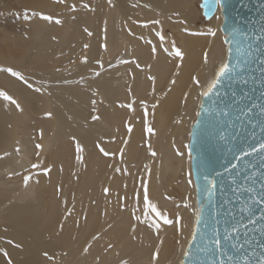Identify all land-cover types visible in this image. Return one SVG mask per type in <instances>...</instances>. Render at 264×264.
Wrapping results in <instances>:
<instances>
[{"label": "bare ground", "instance_id": "obj_1", "mask_svg": "<svg viewBox=\"0 0 264 264\" xmlns=\"http://www.w3.org/2000/svg\"><path fill=\"white\" fill-rule=\"evenodd\" d=\"M203 1L0 0V67L41 88L0 72L20 105L0 98V264H180L199 212L191 129L228 47L222 4L197 24ZM144 184L171 225L145 218Z\"/></svg>", "mask_w": 264, "mask_h": 264}, {"label": "water", "instance_id": "obj_2", "mask_svg": "<svg viewBox=\"0 0 264 264\" xmlns=\"http://www.w3.org/2000/svg\"><path fill=\"white\" fill-rule=\"evenodd\" d=\"M221 4L224 15L222 29L226 36L230 38L233 29H240L251 36L261 35L264 0H221ZM201 6L207 21L218 7L214 0H204ZM252 43L255 50L249 57L251 70L240 77V82L233 83L226 90L221 89L219 97L215 94L202 97L199 115L192 125L189 150L202 219L195 224L180 264H220L221 260L229 264L228 256L221 254L225 249L217 251L213 241L218 233L223 244L225 229L231 230L233 226L239 229L238 246L242 247L238 252L228 248L229 255L239 259L247 254L251 264H258L264 252V233L261 232L264 229V153L253 151L242 160L236 159L240 148L252 151L264 143V115H261L264 65L260 64V60H264V41L254 39ZM245 78L247 83H243ZM225 112L229 114L225 115ZM233 164L236 168H232ZM217 172L222 175L217 176ZM205 176L216 180V189L211 197L204 191ZM233 179L236 184L231 183Z\"/></svg>", "mask_w": 264, "mask_h": 264}, {"label": "snow or ice", "instance_id": "obj_3", "mask_svg": "<svg viewBox=\"0 0 264 264\" xmlns=\"http://www.w3.org/2000/svg\"><path fill=\"white\" fill-rule=\"evenodd\" d=\"M59 2L63 3L64 0H59ZM214 2L217 5L221 4V0H214ZM109 4H111V0H109ZM83 7L88 8L89 6L87 4H84ZM72 10L75 11V6H73ZM31 15L33 17L39 15L40 19L48 21V22H52V17H50V16L43 15L41 13H36V12H32ZM23 19L25 21L29 20V13L27 10H25V12L23 13ZM55 23L60 24L61 21L59 19H57V20H55ZM85 31H87V29H85ZM88 35H91V33L89 32ZM209 35L214 37L216 35V33L213 31H210ZM254 39L264 41V28L261 29V35L260 36H251L247 32H241L240 29H233L230 32V38H229V36H226L224 38V43L226 45H228L227 50H226V58L219 65L218 70L215 72L214 78L207 84L206 89L200 93V95L202 97H210L213 94H215L217 97H219L221 95V91H220L221 89L226 90V89L230 88L233 85V83L240 82V77H242L245 72L251 70V68H250L251 62L249 60V57L252 56L253 51L255 50L253 43H252V41ZM161 40H163V37H161ZM256 47L258 48V45ZM153 52H155V49H153ZM173 52H174L175 56L180 57L182 59V55H183L182 52L179 49H176L174 46H173ZM233 52H235L234 57H233ZM205 62H207V54H205ZM260 64L264 65V60H260ZM0 72L8 73L12 77H15L17 80L24 81L25 83H27V81L25 80V77L19 71H15L11 67H0ZM98 74L99 73H97V75ZM262 75H264V73H262ZM194 81H195V83L199 84V81L196 80L195 78H194ZM172 83H175V81H172ZM243 83H247L246 78L243 80ZM27 86H28V88L33 89L37 93L41 92L40 87L33 88V85L31 83H27ZM225 94H226V92H225ZM0 98H2L5 101H9L11 104L15 105L18 110L20 109V105L17 103V101L15 99H13L11 96H9L5 91L0 90ZM93 103H95V102H93ZM122 107H125V105H122ZM126 107L131 109L132 106H131V104H129V105H126ZM153 107L155 108L156 105H153ZM201 108H203V104H201ZM261 109H262L261 115H264V105L261 106ZM241 111L243 112L244 110L241 109ZM224 114L228 115L229 113L225 112ZM198 115H199V113H198ZM92 119L97 120V119H99V117L93 116ZM145 126H146V131L148 133L153 132V129L151 127L147 126V120L145 121ZM262 130H264V129H262ZM128 131H129V133L132 131L131 127L128 128ZM41 147L42 146L40 144L36 145L37 149H40ZM100 150H101V152H103L104 155H106V156L109 155V153L104 152L103 148H101ZM81 151H82V149H81L80 145L77 144V152L79 153ZM149 151H150V154L152 156L156 155V153L152 152L150 148H149ZM239 151H240V155H238L236 157V159L238 161L242 160L246 156L252 155L253 151H259L261 153H264V143H261L259 145V149H252V151H248V150L240 148ZM17 152H19V149H17ZM180 154L181 153L177 152V155H180ZM77 159L79 160L80 157L78 156ZM33 167L34 168L38 167V165H33ZM145 167H147V165ZM232 168H236V165L233 164ZM117 171H119V169H117ZM226 171H231V169H226ZM45 174H47V172H45ZM216 175L221 176L222 174L217 172ZM29 179H30V177H28V176L24 177V185L25 186L28 185ZM204 180H205L204 191L208 194L209 197H211L214 194L215 189H216V180L215 179L210 180V179H208L207 176L204 177ZM189 183L191 184V181H189ZM231 183L236 184V180L233 179L231 181ZM142 187H143V210H144L145 218L147 219L149 214H154L155 217L162 220L163 224L171 225L173 223V221L168 219L166 214L161 213L159 211L157 205L150 201L147 185L144 184V185H142ZM262 190H264V185H262ZM233 191L235 192L236 189L233 188ZM245 191H247V189H245ZM104 192H105V194H107L108 189L105 188ZM137 197L139 198V193H137ZM262 199H264V197H262ZM253 203H259V201H253ZM184 206L186 208L190 207V205H188L187 203H185ZM241 211L243 212L244 209L242 208ZM135 219L140 220V217L136 216ZM201 219H202V217L200 215V212H197L196 213V223L199 224ZM262 219H264V217H262ZM251 222L255 223V221H251ZM179 223H180V220H179V218H177L176 224L179 225ZM152 226H154L155 229L157 231H159L160 224L155 223V221H153V223L150 225V227H152ZM261 232L264 233V229H261ZM238 233H239V229L235 226H233L231 228V230L225 229V234L223 237L224 243L221 244V240L219 238L218 233L216 234V237H215L213 243L215 244L217 251H219L221 248L225 249V251L222 252L221 254L228 256L229 264H251V260L247 254H244L239 259H237L234 256L229 255L227 252L228 248H231V249L236 250L238 252L239 247H242V246H238ZM234 234H236V235H234ZM96 238L97 237H94L93 239H96ZM234 239L237 240V242H233ZM161 243H162V241H161ZM89 247H90V245H89ZM84 251L87 252L88 248H85ZM158 253H159V248H157L156 253L152 257L153 262L156 261V259L158 257ZM5 255H6V253H5ZM45 255H47V253H45ZM185 255H187V253H185ZM124 264H127V262H124ZM181 264H183V262H181ZM220 264H224V261L221 260ZM258 264H264V252L261 253V258L259 259Z\"/></svg>", "mask_w": 264, "mask_h": 264}, {"label": "rangeland", "instance_id": "obj_4", "mask_svg": "<svg viewBox=\"0 0 264 264\" xmlns=\"http://www.w3.org/2000/svg\"><path fill=\"white\" fill-rule=\"evenodd\" d=\"M206 23H207V21H206V18L204 17V14H203V16H201V18L197 21V24L201 25V24H206ZM167 32L171 33L169 31H167ZM46 160H45V162H47V164H49L48 162H50V159L48 160V158H47ZM175 181H178V178ZM43 192H44V194L43 195H37L36 199L40 202L48 204V202H50V197H49L50 190H46V191L44 190ZM180 195H181V193L178 190V188L175 185H170V188L166 193V197L169 198L170 201L172 200V201L176 202L179 200ZM162 213L166 214L168 219L174 221L175 217H174V214L172 213L171 209L166 208ZM60 233H62V230L60 231Z\"/></svg>", "mask_w": 264, "mask_h": 264}]
</instances>
